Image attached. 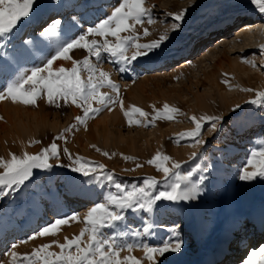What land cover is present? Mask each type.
<instances>
[{
	"label": "rangeland",
	"instance_id": "obj_1",
	"mask_svg": "<svg viewBox=\"0 0 264 264\" xmlns=\"http://www.w3.org/2000/svg\"><path fill=\"white\" fill-rule=\"evenodd\" d=\"M101 3L111 4V10L99 11L97 16L87 13ZM118 3L119 0H38L33 16L22 21L10 38L0 41V45L7 43L0 51L7 53L3 59L11 64L0 65V86L8 72L40 66L50 55L45 48H39L42 39L38 33V27L48 18L63 13L62 27L70 28L72 23L64 12H77L78 22L71 33L79 35L110 14ZM146 6H151L154 22L149 24L145 18L144 27L150 34L141 35L140 42H149L167 32L168 39L160 52L133 61L132 70L125 73L119 72L118 65L108 59L99 66L119 85L125 110L135 105L152 113L153 105L161 108L167 102L179 108L180 114L174 120H156L147 127L143 123L129 126L124 110L116 104L111 111L105 108L89 119L86 128L80 125L64 134L66 140H57L82 114L75 105L58 100L57 107L48 104L46 98L38 99L35 106L10 98L0 100V157L38 153L53 141L60 147L59 158L49 160L52 168L33 169V176L25 185L0 198V264H12L13 245H17L18 253H30L53 239L63 243L65 237L78 235L85 227L83 222L61 225L55 236L28 239L57 218L78 214L82 220L87 210L102 202L108 192L117 191L103 176L97 180L95 175L85 177L66 167L74 163L76 156L106 165L115 182L123 186L140 185L144 178L154 176L161 181L158 188L163 189V173L147 163L158 150L181 162L180 173H191L188 183H199L203 191L190 201H158L152 212L124 210V219L103 230L120 242L137 245L131 252L125 248L122 256L134 255L148 264L139 245H155L172 229L179 232L184 246L181 252L170 254L164 264H205L211 256L215 257L211 264H239L248 252L244 250L246 245L250 243L254 250L262 246L264 233L252 234L244 229V223L264 206V178L241 181L238 177L252 152L264 147V102L251 103L255 92L243 90L264 91V50L260 48L264 45V14L252 0H146ZM181 10H186L185 16L179 29L173 30L172 25L177 22L170 13ZM243 21L250 24L244 25ZM26 36L33 37L34 42L24 47L28 54L20 57L18 51ZM54 38L53 48L57 42ZM86 54L84 50L71 53L74 59H82ZM60 66L71 68V61H55L53 70ZM235 105L240 108L233 111ZM192 115L225 119L217 122L215 131L211 122L204 123L201 144L192 138L177 141V134L194 127L189 119ZM65 147L73 159L63 152ZM103 152L115 155L104 156ZM194 152L196 156H192ZM137 164L142 167H136ZM70 178L91 182L93 198L69 192ZM49 193L54 199L46 197ZM31 203L42 204L41 212L22 225L23 213ZM233 228L240 230L237 238L224 242L223 235ZM53 250L59 251L55 245Z\"/></svg>",
	"mask_w": 264,
	"mask_h": 264
},
{
	"label": "snow or ice",
	"instance_id": "obj_2",
	"mask_svg": "<svg viewBox=\"0 0 264 264\" xmlns=\"http://www.w3.org/2000/svg\"><path fill=\"white\" fill-rule=\"evenodd\" d=\"M252 2L258 7L259 12L264 14V0H252ZM37 8L38 0H0V41L10 38L20 23L30 19ZM151 10V6H146V0H119L118 5L113 7L110 14L79 35L72 34L71 28L62 27L64 21L61 19L52 20L39 33L40 37L57 38L54 48L45 41L41 42L50 55L40 66H34L25 71L8 72L5 75L4 84L0 86V100L10 98L13 102L35 106L38 99L46 98L48 104L57 107H60L58 100L63 101L64 104L75 105L82 114L74 118L75 122L65 128L63 133L56 138L57 140H66L64 134L80 125L86 128L89 119L94 118L105 108L111 111L116 104L124 110L129 126L143 123L147 127L154 125L156 120L176 119L180 114V109L167 102L161 108L153 105L152 113L135 105L125 110L119 85L111 79L108 71L99 66L101 61L108 59L118 65L119 72L125 73L132 70L133 61L140 58L148 59L160 52L163 42L168 39L167 32L149 42H140L141 35L150 34L144 24L145 18L149 24L154 22L151 18ZM185 11L170 13L177 22L172 25L173 30L179 29V22L183 20ZM140 29L143 30L142 33ZM62 33L64 38H61ZM31 43L32 40L22 41L18 56L23 57L28 54V50L23 45ZM0 47L6 48L7 43ZM260 48L264 50V45ZM77 50H84L87 54L82 59H74L71 53ZM129 52H131L130 55ZM6 55L7 53L0 51V65L6 64L11 67L9 60L3 59ZM58 60L71 61V68L60 66L53 70V64ZM245 62L254 64L253 61L247 59ZM82 73H87V75L84 76ZM0 74H3L2 67H0ZM224 83L227 84L229 81L226 79ZM102 88H109L111 92L101 91ZM243 90L255 92L251 103L264 102V91ZM238 108L240 105H235L233 111ZM137 116L139 118H136ZM189 119L194 127L177 134L176 139L179 141L192 138L195 143L201 144L203 141L199 137L202 135L204 123L211 122V128L215 131L217 122L225 118L192 115ZM63 152L73 159L66 147L63 148ZM102 154L104 156L115 155V153L108 152ZM59 155L60 147L53 141L38 153L24 152L23 155L10 153L8 159L0 157V198L7 196L10 190H16L25 185V182L33 176V169L52 168L53 165L49 163V160L53 157L58 159ZM196 155L197 153H192V156ZM124 158L135 159L127 156ZM147 163L163 173V189L158 188L161 181L154 176L144 178L140 185L123 186L115 182L114 175L107 171L106 165L76 156L72 165L65 166L71 167L74 172L81 173L85 177L95 175L99 180L103 176L105 180L113 184L117 191L108 192L102 202L96 203L87 210L82 220L78 214L57 218L51 225L42 228L28 238L33 240L37 237L55 236L59 226L70 222H83L85 227L81 228L79 234H74L71 239L65 237L63 243L53 239L50 244L40 245L33 248L30 253L23 254L15 251L17 245H13L10 253L12 264H144L143 260L134 255H121L125 248L131 252L137 245L120 242L115 235H105L103 230L112 227L116 221L124 219V210L152 212L158 201H190L196 199L203 191L199 183H188L191 173L187 175L180 173L181 162L173 160L159 150ZM136 167H142V165L137 164ZM204 171L207 172L208 169L205 168ZM258 177L264 178V147L252 152L238 178L241 181H252ZM147 230L146 228L145 231ZM170 231V235L161 238L155 245L146 243L139 245L144 250V257L148 264H164L170 254L181 252L184 246L183 239L176 229ZM26 242L22 241V243ZM53 245L59 251L53 250ZM243 264H264V245L251 251Z\"/></svg>",
	"mask_w": 264,
	"mask_h": 264
},
{
	"label": "bare ground",
	"instance_id": "obj_3",
	"mask_svg": "<svg viewBox=\"0 0 264 264\" xmlns=\"http://www.w3.org/2000/svg\"><path fill=\"white\" fill-rule=\"evenodd\" d=\"M111 5V4H110ZM109 4H106V3H101L99 5V8H89L87 10V13L90 15V16H95L96 13H98L99 11H102V12H109L111 10V6ZM77 12H64V14L66 15V17L68 18V21H70L72 24L69 25L70 28H73L75 25H77ZM62 15L63 13L61 14H55L53 16H51L50 18H48V20L44 21L43 24H41V26L38 27V30L40 33L42 31V29L44 27H46L48 25V23H50L52 20H55V19H61L62 20ZM97 16V15H96ZM92 19V18H91ZM244 25H248L250 23H247L245 21H243ZM247 27V26H246ZM41 42L42 41H45L46 43L50 44V45H53V43L55 42V38L54 37H51V38H46V37H41ZM26 40H32L33 41V37L31 36H26L24 37L23 41H26ZM213 40V39H212ZM34 42V41H33ZM29 44L27 45H23V47H27ZM40 49L44 48L43 44L41 47H39ZM37 50V49H36ZM208 50V49H207ZM38 51V50H37ZM37 55V54H35ZM33 55V56H35ZM36 57V56H35ZM31 61V60H30ZM143 62L147 63V61L143 60ZM239 146H241V144H239ZM71 183V187L69 189V192H72V193H77L79 195H83V196H91L93 198V196L95 195V192L94 190L92 189V183L89 182V181H86V180H80L79 178H70L68 179ZM66 181V180H65ZM68 182V181H67ZM46 197H49L50 199H54V195L53 194H47ZM86 198V197H85ZM90 201V200H89ZM41 208H42V204H38V203H31L27 208H26V211L25 213H23V218H24V221L22 223V225H24L25 223L29 222V221H32L35 216L37 214H39L41 211ZM245 224V230L246 231H250V233H254L255 235H258V234H263L264 233V206H260L257 210V212L251 214L249 217H248V222L247 223H244ZM5 226V225H4ZM236 226V225H235ZM241 229V228H240ZM242 228V230H244ZM263 229V230H262ZM240 231L238 229H231L230 231L226 232L224 235H223V238H224V242H230L231 240H233L234 238H237L236 236V233ZM263 231V232H262ZM261 241V239H260ZM259 241V242H260ZM262 245H264V239L262 240ZM13 245V244H11ZM227 246V245H226ZM230 246V245H229ZM228 247H224L225 250H227ZM219 248V247H218ZM223 248V246H222ZM248 249V252L246 254V256L243 257L242 259V262L239 264H243V261L247 258V256L250 254L251 251H253V247L251 246V244L249 243V245H246L245 247V251H247ZM244 251V252H245ZM215 257H209L206 261H205V264H211L213 262Z\"/></svg>",
	"mask_w": 264,
	"mask_h": 264
}]
</instances>
